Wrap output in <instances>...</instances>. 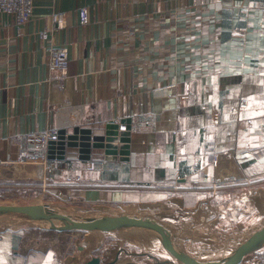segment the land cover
I'll use <instances>...</instances> for the list:
<instances>
[{
    "label": "crops",
    "instance_id": "crops-1",
    "mask_svg": "<svg viewBox=\"0 0 264 264\" xmlns=\"http://www.w3.org/2000/svg\"><path fill=\"white\" fill-rule=\"evenodd\" d=\"M53 47L68 49L64 77L50 69ZM118 120L129 127L124 154L93 147L86 159L68 147L49 158V144L30 140L77 126L102 134ZM229 151L251 183L213 190L214 157ZM21 153L28 160L11 163ZM26 163L50 202L74 211L198 215L221 233L253 225L264 216V0H35L23 24L0 12V165ZM82 262L22 230L0 232V264ZM241 264H264V245Z\"/></svg>",
    "mask_w": 264,
    "mask_h": 264
},
{
    "label": "rangeland",
    "instance_id": "rangeland-1",
    "mask_svg": "<svg viewBox=\"0 0 264 264\" xmlns=\"http://www.w3.org/2000/svg\"><path fill=\"white\" fill-rule=\"evenodd\" d=\"M226 161L232 162L230 159H226ZM228 166L229 165H224L219 171L221 173L224 172L227 170ZM19 167L28 168L27 165H20ZM14 169L13 165L10 164L0 165V170H5L7 172L4 175H0V203L16 204L20 206H40L44 204L60 205L59 203L50 202L48 196L43 193V184L38 182L37 179L29 177L27 171L15 172ZM233 171L236 172L237 170L234 168ZM219 178H221V176H219ZM36 210L40 212L43 211V209ZM137 215L150 217L161 225L164 223V227L170 233L177 235L173 237L175 242L188 252L196 248V254L202 255L214 253L234 243L241 242L246 239L248 235H251L255 230L264 225L263 216L257 218L253 225H249V220L246 221L242 229L243 231L241 230L242 234L241 231L239 233L235 231L233 233H221L214 228L213 224H209L210 226L207 225L209 220H204L198 215H196V217L193 216L194 218L183 217L174 220H165L150 214L145 215L137 213ZM10 229L22 230L29 236H35L36 239H39L45 245H54V247L60 251L61 258L63 259L74 256L77 258V261L81 262V258L86 259L92 256H101L104 261H107L114 258L116 253L121 251L119 259L115 264H118V262L119 264H131L134 262H139L141 264H161L159 261L162 260V254L176 264H185L175 259V257L167 253L161 245L151 241L146 235L139 237V234L138 236L132 235L131 237L126 231L127 229L132 230L133 228L112 231L100 229L85 231L74 229L61 232L39 228L34 226V224L0 216V232ZM93 236H97L98 244L95 247H90V241L93 239ZM88 241L90 243H88ZM190 247H192V249H190ZM140 251H146L150 254L141 257L130 254L131 252Z\"/></svg>",
    "mask_w": 264,
    "mask_h": 264
},
{
    "label": "water",
    "instance_id": "water-1",
    "mask_svg": "<svg viewBox=\"0 0 264 264\" xmlns=\"http://www.w3.org/2000/svg\"><path fill=\"white\" fill-rule=\"evenodd\" d=\"M129 129V127H128ZM59 140L51 141L48 145L49 158H64L68 147L78 148L82 158L89 159L93 147L106 149L107 154H124L129 147V130L118 131L117 123H110L107 130L97 134L91 128L75 127L72 132L66 130L59 132ZM88 154V155H85ZM36 209H43L45 214L37 213ZM0 216L20 220L25 223L35 224L39 228L69 231L80 229L85 231L100 230H121L127 228H143L153 232L161 241L163 247L171 253L178 261L185 264H241L254 251L264 245V225L255 230L251 235L240 242L239 246L228 254L218 258H198L186 251L175 242L173 233H170L163 225L155 222L150 217L135 214L116 213H88L74 211L70 207L58 204H44L40 206H20L16 204L0 203ZM121 251L115 257L104 261L101 256L86 258L82 264H115ZM131 255L141 257L148 256L146 251L131 252ZM163 264H176L173 261L163 259ZM129 264V263H126ZM131 264H141L134 262Z\"/></svg>",
    "mask_w": 264,
    "mask_h": 264
},
{
    "label": "built area",
    "instance_id": "built-area-1",
    "mask_svg": "<svg viewBox=\"0 0 264 264\" xmlns=\"http://www.w3.org/2000/svg\"><path fill=\"white\" fill-rule=\"evenodd\" d=\"M34 5L35 0H0V12L2 13H13L16 16L17 22L19 24H23L31 19L34 14ZM81 13V21L82 23H86L88 20L89 10L87 7H82L80 10ZM53 21L57 28H63L66 25L65 14L64 13H54ZM47 34L45 31H41L40 37L46 38ZM68 64H69V52L66 47H53L50 49V69L51 71L58 72L61 76L67 75L68 72ZM192 93V88L190 84L186 86V92L182 95V98H189ZM248 104V100L245 99L241 107H246ZM204 110L208 109L207 104H203L202 106ZM213 123L219 125L221 123V113L219 111L212 112ZM118 131H127L128 125L121 120L117 121ZM59 131L55 129H44L38 133L31 135L30 140L35 143L37 146H45L49 144L51 141L59 140ZM235 152L229 151L227 153H217L214 157V170L217 169V164L222 160V157L230 159L232 161V165L237 170L236 173H230L228 171L223 172L224 178H217L213 184L212 189L216 190L220 183L230 181L232 179H247L248 183H251L248 177L240 173L241 168L238 164L235 156ZM28 160V157L25 153H21L18 158L11 162L17 164H23ZM96 163L92 162L90 168H95ZM48 185L46 181H43V188Z\"/></svg>",
    "mask_w": 264,
    "mask_h": 264
},
{
    "label": "bare ground",
    "instance_id": "bare-ground-1",
    "mask_svg": "<svg viewBox=\"0 0 264 264\" xmlns=\"http://www.w3.org/2000/svg\"><path fill=\"white\" fill-rule=\"evenodd\" d=\"M223 159H227V158H225V157H222V160ZM221 160V161H222ZM221 161H219L218 163H221ZM29 164L31 163V162H28ZM26 165H27V163H26ZM227 165H232V162H228L227 161ZM224 165H220V166H217V171H219L222 167H223ZM9 168V167H8ZM15 169V172H22L23 170H25L26 171V169L24 168V167H19V166H16V167H14ZM13 170V171H14ZM232 170V168H231V166H228V168H227V170H225V171H228V172H232L231 171ZM224 171V172H225ZM7 172L5 171V170H0V175H4V174H6ZM11 174H14V173H11ZM25 174V173H24ZM222 175H221V178H224V173L222 172L221 173ZM13 176V175H12ZM113 208V207H112ZM107 209V208H106ZM37 213H42V214H45V213H47V212H44V211H39V210H36V209H34ZM114 212V211H113ZM191 212V211H190ZM121 214V213H120ZM129 214V213H128ZM131 214V213H130ZM135 215H137V214H135ZM166 222V221H165ZM166 223H168V222H166ZM209 223V222H208ZM35 225V224H34ZM163 226H164V223H163ZM241 230V229H240ZM243 231V230H242ZM242 231H241V234H242ZM127 233H129V235L132 237V235L134 236V235H136V236H138L139 234V237H143V235H146L147 237H149L150 238V240L151 241H153V242H157L159 245H161L162 246V248H164L163 247V245H162V243H161V241H160V239L153 233V232H151V231H149V230H145V229H143V228H133L132 230H128L127 229V231H126ZM236 232H240V231H236ZM249 236V235H248ZM247 236V237H248ZM97 236H93V239L89 242L88 241V243H90V247H95L98 243V241H97V238H96ZM238 237V236H237ZM236 237V238H237ZM235 238V239H236ZM210 239V238H209ZM234 239V240H235ZM212 241V240H211ZM224 241V240H223ZM228 243V242H227ZM230 243V242H229ZM87 244V243H86ZM225 244V243H224ZM239 244H240V242H238V243H234V244H232V245H230V246H227L225 249H223V250H218V251H216V252H214V253H210V254H207V255H202V254H196L197 253V251L195 250V249H193V250H191L190 251V253L192 254V255H194V256H196V257H198V258H209V259H212V258H218V257H223V256H225L226 254H228L231 250H233V249H235L237 246H239ZM89 247V246H88ZM203 248H205V247H203ZM91 249V248H90ZM165 249V248H164ZM190 249H192V247H190ZM166 250V249H165ZM166 252L167 253H169L170 255H171V253L170 252H168L167 250H166ZM172 256V255H171ZM162 258L163 259H167V260H169L170 261V259L168 258V257H165L163 254H162ZM80 259V258H79ZM83 258H81V261H83L82 260ZM85 260V259H84ZM82 264V263H81ZM118 264H119V262H118ZM143 264V263H142Z\"/></svg>",
    "mask_w": 264,
    "mask_h": 264
}]
</instances>
